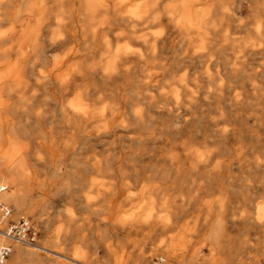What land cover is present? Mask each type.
<instances>
[{
    "label": "bare ground",
    "instance_id": "6f19581e",
    "mask_svg": "<svg viewBox=\"0 0 264 264\" xmlns=\"http://www.w3.org/2000/svg\"><path fill=\"white\" fill-rule=\"evenodd\" d=\"M232 4V0H0V140L14 148L20 144L25 125L32 124L52 144L62 139L51 129L55 124L68 127L69 137H61L72 146L108 142L114 147L120 139L126 141L127 151L121 148L116 154L114 147V158L105 170L111 175L149 172L163 181L198 176L205 180L191 184L201 191L214 186L219 191L264 192V0H234L231 12ZM244 11L250 17L246 23L250 28L244 37H232L244 24L236 18ZM68 37L76 38L78 44L82 40L84 47L64 50V58L93 54L69 66L62 59L53 64L49 53L63 50ZM96 45L100 50L94 54ZM253 57L263 71L251 69L244 81L237 82ZM165 87L174 92L172 97L161 92ZM153 88L160 91L159 96L148 93ZM227 92L233 93L235 111L223 109ZM101 95L108 112H95ZM209 102H213L210 114L205 110ZM52 107L58 112L59 124ZM156 132H169L173 139L183 134L184 138L165 150L147 149L145 143H154ZM196 140L199 146H188ZM23 149L0 154V201L18 209L26 204L29 212H44L47 199L24 195L30 177ZM113 163H117L114 168ZM52 170L59 174L58 168ZM215 174L222 178L208 180ZM228 176L229 181L225 180ZM176 180L150 186V192L161 195L158 200L149 199L150 205L157 204L156 212L116 218L117 226L150 229L158 224L162 234L176 229L183 208L167 207L168 191L183 185ZM224 203L217 210L206 208L193 228L186 223L179 226L187 233H172L165 246L155 245L153 251L162 252L172 264H245L235 253L241 255L249 248L245 237L264 225V201L255 206L254 214L244 201L240 204L235 226L239 229L234 235L225 230L229 218ZM14 242L9 243L10 259L5 264L35 259L41 249L50 251L37 241L25 246ZM262 255L264 248L259 246L251 264H258ZM140 258L138 264H147L146 257Z\"/></svg>",
    "mask_w": 264,
    "mask_h": 264
},
{
    "label": "rangeland",
    "instance_id": "374dc122",
    "mask_svg": "<svg viewBox=\"0 0 264 264\" xmlns=\"http://www.w3.org/2000/svg\"><path fill=\"white\" fill-rule=\"evenodd\" d=\"M232 1L233 4L230 7L231 12L234 9V0ZM244 4L246 6V3ZM241 14V16L237 15L236 18L243 21L244 24L237 33L232 34V37H244L250 28V25L246 24L250 21L249 15H247L245 11ZM54 27L55 26H53V28ZM50 29L51 27L48 28L47 31L49 32ZM48 36L46 37L48 38ZM113 36H110V38L114 39ZM122 37L123 36H120L119 38ZM65 39L64 46L62 47L63 50H57L52 52V54L49 53L53 60V64L62 59L65 60V65L69 66L73 62L82 58L87 59L93 54L86 52L83 55L81 53L82 55L80 54L79 57H76L75 54H71L70 56L72 58H64L62 56L65 52L64 50L71 47H84L81 45L82 40H79L80 43L78 44L75 40L76 38L68 37ZM121 43L123 42H120V44ZM128 44L129 43H125L124 46ZM99 50L100 46L96 45L94 54L98 53ZM229 53L228 51L227 54ZM257 63L260 64L255 57L251 63L249 62L247 71L241 72L242 75H238L236 81H244L248 72H251V69L257 68L263 71V67H260ZM198 69L203 70L202 65L199 64ZM188 88L194 90L193 85H189ZM180 90L181 89H179V91ZM161 92H164V95L170 97L174 95V92L171 91L169 87H165ZM148 93L153 97H157L160 91L153 88L151 91H148ZM232 94L233 93L230 95V93L227 92L225 100L223 101V109L227 112L235 111L233 100H231ZM197 95L201 96V93ZM72 98V95L69 96L70 100H72ZM98 101L99 103L95 106V112H108L106 108H103L107 102L105 96L101 95ZM210 103L211 102H209V104ZM212 105L213 102L205 107L206 112L209 114L213 112ZM54 107H52L51 112L53 115L56 113L55 117H53L56 124H59L58 112ZM46 125L48 126L49 124H43L42 129H45ZM25 126L26 127L23 128L24 133H21L22 136H19L20 144H17L14 148L11 143L0 140V154L10 153L12 149H19V147L22 149L24 148L21 155L25 156L27 159L29 166L27 173L30 177V180L26 182L29 186L28 191L25 192L24 195L27 199H40L44 197V199H47L49 202V205L44 212H39L37 209H33L32 212H29L27 211L28 207L26 204L18 209L14 205L12 206V203L1 201L11 208L10 219L15 220L19 216H27L35 223L38 229L36 241L50 251L41 249L39 250L37 258L31 260L23 259L13 264H136L137 261L140 262L139 258L141 256L146 257L147 264H151L156 257H162L166 261L162 252L153 251L155 245L165 246L167 243L166 237L176 231L179 232L184 230L179 226L185 223L188 224V227L193 228L202 219L206 208L210 207L217 210L218 205L225 202L224 214L228 216V220L232 221L228 222V220H225V230L234 235L239 229L235 226L239 223V210L243 201L249 206L248 209L252 214H254L255 206L264 201V192L257 189H226L224 191H219L215 189L214 186H210V189L201 191V189H196L191 182L196 180L203 181L205 180L204 178L198 176H192L190 178L181 176L183 177L182 179H179V177L172 179H178L176 181L183 183L182 187L178 190H169L167 193V207L171 208L172 204H174V207L183 208L182 213L176 220V224H178L176 229L171 228L167 230L165 234H162L159 230V226H157L158 224L151 227L152 229L130 224L117 226L118 224L115 223L116 218L129 215L140 218L145 217L151 210L156 212L157 204L150 205L149 199L158 200L161 195L150 192V186L154 183L169 182L172 179L164 181L156 179L154 175H150L149 172H146L145 175L134 174L122 176H119V174L111 175L107 173L105 170L109 166L108 163L110 160H113L115 155L114 147H116V154L121 148H126L125 151L128 150V146L124 140L120 139L113 143L114 147H111L108 142L101 144L97 143L87 147H80L78 144L72 146L65 141L70 135L68 127H60L53 124L51 129L55 131H52L62 139L51 144V142L47 143L45 139L42 138L43 136L38 134L40 131L36 126L34 127L32 124ZM155 135L157 137L154 142L155 144L150 140L145 143L147 149L154 147L155 149L165 150L168 149L169 146H172V143L173 145L179 144L184 138L183 134H179L173 139V135L169 132H164V134L156 132ZM161 136L165 137V141L161 139ZM198 142L199 140L192 141L188 146L192 148L195 146L197 147L199 146ZM136 147L135 145V148ZM182 156L184 155L182 154ZM37 158H40V163L37 162ZM143 159L146 161L148 159V154L143 156ZM145 161L141 162L145 163ZM44 162L47 163V166H43ZM112 166L113 168L116 167L117 163H113ZM1 167L3 166L0 165V170ZM55 168H58L59 174L52 173V171L54 172L52 169ZM2 175H6V173ZM215 176L217 175H211L212 178L210 177L208 180L217 181L222 178L221 176L215 178ZM231 179L232 178L228 176L225 180L229 181ZM125 182L129 184L124 186ZM188 182L192 187L186 185ZM111 183H113L112 186L110 185ZM37 184H40V186H35ZM20 187H22V185H20ZM104 191L106 194L101 195L100 193ZM127 195H132L131 198L133 197V199L125 200V196ZM173 198L176 201L175 203H171V199ZM165 213L166 212H162L160 215L164 216ZM230 213L233 214L231 215ZM233 220H235V222ZM170 225H173V223ZM259 230L260 231L256 233L249 232L245 237L250 246L245 249L246 252H242L241 255L240 253H235L236 256L243 257L242 263L251 264L254 261L252 256L256 254V248L259 246L264 248V225ZM145 232L146 237L144 239L143 233ZM6 240L4 238L0 244L10 243L12 241ZM258 240L261 242L260 244ZM203 249L206 251V246L204 244ZM6 257L8 258L4 259L0 264L7 263V260L10 259V255ZM261 257L256 261L258 264H264V255ZM139 262H137V264ZM168 262L169 261H167V263ZM169 263L172 264L171 262ZM180 263L184 264L183 261Z\"/></svg>",
    "mask_w": 264,
    "mask_h": 264
},
{
    "label": "built area",
    "instance_id": "2783aa9c",
    "mask_svg": "<svg viewBox=\"0 0 264 264\" xmlns=\"http://www.w3.org/2000/svg\"><path fill=\"white\" fill-rule=\"evenodd\" d=\"M0 190L2 188L0 187ZM11 208L0 201V235L7 240L21 244H33L38 236L35 223L27 216H19L15 220L9 218ZM9 242L0 244V261L10 252ZM151 264H168L162 257H156Z\"/></svg>",
    "mask_w": 264,
    "mask_h": 264
},
{
    "label": "crops",
    "instance_id": "0c3cea01",
    "mask_svg": "<svg viewBox=\"0 0 264 264\" xmlns=\"http://www.w3.org/2000/svg\"><path fill=\"white\" fill-rule=\"evenodd\" d=\"M194 204V203H193ZM49 264V263H48Z\"/></svg>",
    "mask_w": 264,
    "mask_h": 264
}]
</instances>
